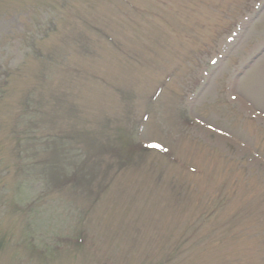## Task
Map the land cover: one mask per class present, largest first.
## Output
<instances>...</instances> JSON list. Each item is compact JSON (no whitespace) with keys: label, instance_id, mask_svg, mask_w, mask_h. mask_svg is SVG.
<instances>
[{"label":"rangeland","instance_id":"rangeland-1","mask_svg":"<svg viewBox=\"0 0 264 264\" xmlns=\"http://www.w3.org/2000/svg\"><path fill=\"white\" fill-rule=\"evenodd\" d=\"M0 264H264V0H0Z\"/></svg>","mask_w":264,"mask_h":264}]
</instances>
